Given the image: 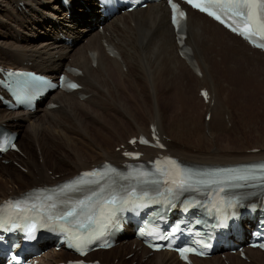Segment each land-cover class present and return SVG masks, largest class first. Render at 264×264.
<instances>
[{"label":"bare ground","instance_id":"6f19581e","mask_svg":"<svg viewBox=\"0 0 264 264\" xmlns=\"http://www.w3.org/2000/svg\"><path fill=\"white\" fill-rule=\"evenodd\" d=\"M72 1L65 8L55 0H0V65L47 74L71 65L82 68V75L76 78L80 90L54 91L34 111H11L0 106V124L18 132L16 143L21 150L2 156L8 164H0V170L16 162L27 172L15 174L18 185L11 177L2 178L0 200L33 186L53 184L104 160L122 162L121 152L130 148L127 140L139 133L148 135L150 124H156L165 136L167 148L162 153L184 161L214 165L264 158V54L190 10L186 42L199 63V76L179 55L163 2L101 20L93 0ZM63 35L70 37L71 43L65 42ZM106 47L116 54L111 56ZM190 80L188 88L195 82L197 93L203 87L209 91V104L198 98L205 106L203 118L210 113L207 122H199L196 106L191 103L192 91L183 88V82ZM221 80L226 84L221 85ZM128 87L136 89L140 101L154 99L151 110H144L146 115L139 116L136 109L141 112L140 107L130 106L123 98ZM167 87L169 92H161ZM172 88H176V94ZM175 100L185 106L181 115L165 114L163 109ZM134 101L138 105L137 99ZM49 102L56 103L57 108L50 109ZM230 130L237 132L238 143L229 140ZM253 133L259 140L250 141ZM211 136L214 140L209 139ZM190 146L196 151L188 150ZM142 150L147 158L157 152L152 148ZM6 180L13 182L3 189ZM245 253L248 262L238 253H225L224 258L221 254L193 258V264H264L260 250L247 248ZM67 257H71L67 251L52 248L37 259L38 264H53ZM92 257L103 264H185L172 252L149 254L129 232L117 246Z\"/></svg>","mask_w":264,"mask_h":264},{"label":"snow or ice","instance_id":"6c2138e0","mask_svg":"<svg viewBox=\"0 0 264 264\" xmlns=\"http://www.w3.org/2000/svg\"><path fill=\"white\" fill-rule=\"evenodd\" d=\"M168 3L173 12L172 23L177 24V14L179 17H184L185 13L179 10V5L173 0H168ZM186 3L220 23L226 24L233 33H238L240 36L253 41L257 36L264 40V0H186ZM257 46L264 47V43ZM71 87L75 88L77 85L73 84ZM204 95L206 96L207 93ZM131 142L134 143L135 140ZM140 142L147 143L143 137L140 138ZM11 147L15 148L16 146L12 144ZM3 150L6 149L0 148V151ZM125 155L134 154L125 152ZM170 163L171 168L157 167L155 172L137 173L132 177L136 180V184L128 187L117 186L118 182L115 179L112 180L111 184H107L105 182L107 173L105 172H99L95 169L91 172H84L76 180L66 183L60 189L61 192L79 193L80 198L75 200L61 199L58 202L47 203L41 210H37L35 205L27 206V201H16L14 206L17 209V218H23L27 222L36 219V217L28 215L29 213H36L39 217V220L32 224L30 229H26L25 238L34 240L37 238L35 232L39 228L50 227V230L55 231L53 226L59 225L62 231H67L76 241L74 244H69V247L75 248L83 255L84 249L92 240L102 236L104 231L113 223L118 212L142 206L146 199L159 202L155 200V197H160L163 203L175 207L176 205L172 203L173 200L178 199L186 192L200 191L202 185H214L218 189L216 195H219L225 191V187H243L244 185L240 184L239 181L256 179L253 174L255 168L259 167L264 171V164L251 165L246 166L241 174L233 175L226 180H213L211 178L194 180L190 169L183 168L174 160ZM110 171L115 176L121 175L115 168H111ZM97 176L100 179H95ZM161 178H163L165 185L162 189ZM260 178L264 179V176ZM124 179H128V177L125 176ZM93 185L95 187H92ZM48 199L51 200L52 198L49 197ZM7 203L12 204L11 201ZM197 203L200 202L197 201ZM210 203L213 208L219 211L221 205L228 202L223 196H220L218 200H212ZM185 204H190V201H185ZM73 222H75L74 226ZM0 227L7 231L20 229L24 226L9 216L0 222ZM85 233L87 234L86 239L84 238ZM161 238L166 239L165 237ZM259 246L264 248V244ZM179 251L181 256H184L186 252L198 250L180 248ZM199 254H203V252H199ZM75 264H84V261H76Z\"/></svg>","mask_w":264,"mask_h":264},{"label":"rangeland","instance_id":"374dc122","mask_svg":"<svg viewBox=\"0 0 264 264\" xmlns=\"http://www.w3.org/2000/svg\"><path fill=\"white\" fill-rule=\"evenodd\" d=\"M57 1V0H56ZM22 7V9H24V7H25V5H23V6H21ZM77 7H75L74 8V12H77ZM38 37V35H36V38ZM128 79V78H127ZM127 79H125V82H129V81H127ZM221 82V85H225L226 83L225 82H222V80L220 81ZM185 83V84H184ZM188 83H191V80H190V82L189 81H186V82H183V88L184 89H188V90H191L192 91V96H190V98H191V103L193 104L192 106H196V112H198V114H199V122H202L203 120H205V122H207L208 120H206L205 119V117L203 118V113H204V108H205V106H201L202 105V101H200L198 98H199V96H198V94H197V88H198V85L195 83V82H193V85L191 86V89H190V87L188 88ZM195 83V84H194ZM224 83V84H223ZM132 84L130 83L129 84V86L130 87H132L131 86ZM130 87H128V90L125 92V93H123V95L124 94H127L126 96H124L123 98L128 102V104L130 105V106H136V108H138V107H140V111L141 112H139V110L138 109H136L137 110V113H138V115H139V113H140V115L139 116H143V115H146L145 113H148L151 109H150V106H151V108H152V106H153V101H154V99L152 98L151 100H149V101H146V102H144V101H140V98H139V94L136 92V89L134 90H132V89H130ZM169 89H170V87L168 88H163V89H161V92L162 91H165V92H169ZM173 90L172 91H174L175 92V90H176V88L174 89V88H172ZM131 93V94H130ZM188 93L190 94L191 92L190 91H188ZM129 94V95H128ZM174 94H176V92L174 93ZM131 95H132V99H131ZM135 96V97H134ZM130 97V98H129ZM136 100L137 99V101H138V105H135V101H134V99ZM236 101L238 102L239 101V98H238V96H236ZM145 103H147L148 104V106L145 104ZM175 103V104H174ZM201 104V105H200ZM142 108H144V109H142ZM184 108H185V106H184V104L182 103V102H180V103H178V102H176V100L171 104V105H169V106H166L164 109H163V112L166 114H168V113H173L174 115H178V116H180L181 115V113H182V111L184 110ZM190 108H192V107H190ZM189 108V110H192V109H190ZM143 110V111H142ZM144 110H145V113H144ZM134 112V109H132V111H131V113H133ZM202 112V113H201ZM236 113H237V111H236ZM205 115V114H204ZM146 117H144L143 118V120H144V126H145V121H146V119H145ZM127 119V118H126ZM143 120H142V122H143ZM236 121V120H235ZM129 122H130V120H129ZM95 125V124H94ZM227 125V129H230V126H231V124L230 123H228V124H226ZM97 128H100V126H99V124H97V125H95ZM259 126V123L258 124H254V128H257ZM201 129H202V126H201ZM236 131L235 130H230V132L229 133H227V135L229 136V140H232V142H235V143H238V141H239V136H237L236 135ZM254 134V133H253ZM251 134V137H250V141L251 142H254V141H256V140H259V136L257 135V134ZM22 138V137H21ZM19 139H20V137H19ZM209 139H212V140H214V137H209ZM77 144H80V143H77ZM192 148V149H191ZM192 150L193 152L194 151H196V148L195 147H192V146H190L189 148H188V150ZM255 149V148H254ZM20 153V152H19ZM37 158V156H35V159ZM25 159L28 161V158H26L25 157ZM37 160L39 161V162H42V159H41V157H38L37 158ZM0 164L1 165H7V163L4 161V160H0ZM6 167H8V166H6ZM7 170V171H6ZM18 172H20V173H22V174H27V172H26V169L24 168V167H21L19 164H17L16 162H11V165L8 167V168H5V170L4 171H2V170H0V173H1V175H0V182H1V180H2V178H6L7 177V180H9V178L10 179H12V180H14L15 182H16V184L18 185V180H19V178L18 177H16L15 176V174H17ZM5 173H9V175H11V176H5L4 174ZM50 173V172H49ZM13 175V176H12ZM17 179V180H16ZM6 180V181H7ZM12 182L13 181H7V182H5V185H4V187H3V189H6L7 188V183L8 184H10V185H12ZM2 183V182H1ZM2 184H4V183H2ZM58 251V250H57ZM125 259H129V257L127 258V256L125 257ZM246 262H248V260L246 259ZM132 263L133 264H135V261H132ZM225 263V262H224ZM226 264V263H225Z\"/></svg>","mask_w":264,"mask_h":264}]
</instances>
